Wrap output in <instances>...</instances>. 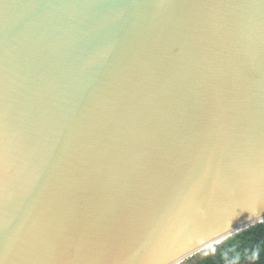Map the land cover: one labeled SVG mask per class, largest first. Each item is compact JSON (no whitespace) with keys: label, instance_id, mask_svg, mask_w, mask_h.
<instances>
[{"label":"water","instance_id":"water-1","mask_svg":"<svg viewBox=\"0 0 264 264\" xmlns=\"http://www.w3.org/2000/svg\"><path fill=\"white\" fill-rule=\"evenodd\" d=\"M264 223V0H0V264H183Z\"/></svg>","mask_w":264,"mask_h":264},{"label":"trees","instance_id":"trees-1","mask_svg":"<svg viewBox=\"0 0 264 264\" xmlns=\"http://www.w3.org/2000/svg\"><path fill=\"white\" fill-rule=\"evenodd\" d=\"M188 261L191 264H264V223Z\"/></svg>","mask_w":264,"mask_h":264},{"label":"rangeland","instance_id":"rangeland-1","mask_svg":"<svg viewBox=\"0 0 264 264\" xmlns=\"http://www.w3.org/2000/svg\"><path fill=\"white\" fill-rule=\"evenodd\" d=\"M210 250V249H209ZM196 259V258H195ZM189 261H187V262H185V263H183V264H191V263H188Z\"/></svg>","mask_w":264,"mask_h":264}]
</instances>
